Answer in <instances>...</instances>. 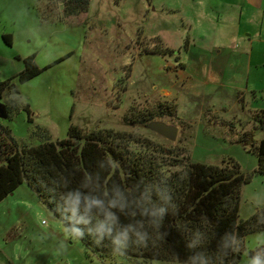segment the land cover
I'll use <instances>...</instances> for the list:
<instances>
[{
    "label": "rangeland",
    "instance_id": "374dc122",
    "mask_svg": "<svg viewBox=\"0 0 264 264\" xmlns=\"http://www.w3.org/2000/svg\"><path fill=\"white\" fill-rule=\"evenodd\" d=\"M63 10L59 0H0V80L17 75L21 58L29 55L36 56L41 69L17 82L33 122L25 110L11 120L0 117L19 143L38 145L39 138L31 135L36 126L57 140L75 125L85 133L114 129L173 147L183 164L221 166L233 159L245 175L252 174L242 187L240 219L264 208V174L255 173L258 158L240 141L243 132L256 126L252 115L264 108V97L255 96L246 74L232 68L225 54H217L207 29L190 21L184 10H166L161 0H91L80 16ZM3 33L11 35L12 45ZM159 45L174 53H151ZM165 99L177 102L178 121L125 122L131 106L143 110ZM166 126L176 127L177 136L166 134ZM255 138H264V129L255 128ZM65 230L23 183L0 202V264H183L119 255L104 259ZM261 236L264 231L245 237L238 264L251 258L248 252Z\"/></svg>",
    "mask_w": 264,
    "mask_h": 264
},
{
    "label": "trees",
    "instance_id": "16d2710c",
    "mask_svg": "<svg viewBox=\"0 0 264 264\" xmlns=\"http://www.w3.org/2000/svg\"><path fill=\"white\" fill-rule=\"evenodd\" d=\"M59 1L68 16L85 14L91 2ZM3 39L12 44L9 35H3ZM151 53L166 55L173 54L174 50L159 45ZM35 57L24 58L22 71L0 80V103L6 119L11 120L25 110L29 122H33L30 105L22 101L17 82L24 83L41 72ZM252 116L256 126L243 132L240 141L258 158L255 173L264 174V138H255V128L264 129V109ZM163 117L179 120L175 100L158 101L143 110L131 106L125 122L133 126L148 125ZM31 135L41 142L38 145L19 143L11 128L0 123V202L26 183L72 235L75 236L73 228L82 230L84 236L78 239L104 259L119 255L136 261L238 264L245 251V237L264 231V208L246 220L240 219L242 187L251 181L252 174L245 175L233 159L225 160L221 166L193 161L183 164L179 158L181 152H175V148L114 129L85 133L72 125L66 138L53 140L48 129L36 126ZM134 143L143 149H134ZM106 157L115 160L117 167L110 169ZM181 165L182 169L171 170ZM162 174L169 177L168 185L175 205L174 208L169 207L163 218L151 215L153 207L163 204L155 195L157 186L162 191L165 189L161 183ZM77 191L81 195V204L75 219H72L68 194ZM85 197L101 200L102 207L93 205L86 213ZM145 209L147 215L142 214ZM108 212L117 217L119 230L131 224L137 231L147 233V246L132 245L125 250L113 244L108 234L101 237L97 231L98 221L104 220ZM81 217L89 222L80 220ZM156 222L160 223L159 228ZM115 234L114 231L112 235ZM130 235L136 239L134 234ZM95 238H101V242L97 243ZM191 243L195 246L188 248ZM237 248L239 251H234ZM257 254L264 260V245L248 252L251 258Z\"/></svg>",
    "mask_w": 264,
    "mask_h": 264
},
{
    "label": "crops",
    "instance_id": "0c3cea01",
    "mask_svg": "<svg viewBox=\"0 0 264 264\" xmlns=\"http://www.w3.org/2000/svg\"><path fill=\"white\" fill-rule=\"evenodd\" d=\"M161 6L170 12L184 10L190 21L207 29L217 54H225L232 68L246 74L255 96L264 97V0H161ZM23 68L24 63L18 70Z\"/></svg>",
    "mask_w": 264,
    "mask_h": 264
},
{
    "label": "clouds",
    "instance_id": "9594fccd",
    "mask_svg": "<svg viewBox=\"0 0 264 264\" xmlns=\"http://www.w3.org/2000/svg\"><path fill=\"white\" fill-rule=\"evenodd\" d=\"M105 160H107L110 169H114L117 167V162L113 160L111 157H106ZM168 179L169 177L166 174L161 175V183L165 185V189L162 191L157 186L155 195L163 201V204H161L159 207H153L151 211L152 216L159 215L161 218L164 217L165 213L168 211L169 207L174 208L175 205L173 203V197L171 194V189L168 185ZM86 201V207L85 212L91 210L93 205H98L102 207L103 202L101 200L97 199H88L85 197ZM69 205L71 206V211L73 213L72 219H75L76 213L79 210L80 204H81V195L77 191L75 194L72 192H69L68 194V201ZM57 210H59V206L57 205ZM142 214L147 215L148 211L145 209ZM80 220H83L85 223L89 222L85 217H81ZM79 222V221H78ZM264 222V221H262ZM157 223V227H160V223ZM142 226V225H141ZM67 232V230H65ZM97 231L101 233V237L106 233L112 238V243L115 244L118 248H123L127 250L130 246L136 245V246H147L146 237L147 233H142L140 231H137L131 224H129L127 227H125L123 230H119L118 224H117V217L111 213H106V218L104 220L98 221ZM115 231V235L113 236V232ZM68 233V232H67ZM72 233H75V236L73 238H80L84 236V232L80 229L73 228ZM130 233L134 234L136 239H133V236L130 235ZM70 235V233H68ZM159 237V233H158ZM162 238V237H159ZM235 238V237H234ZM97 243L101 242V238H95ZM261 245H264V236H261L256 241V246L259 247ZM195 244L191 243L188 244V248L194 247ZM234 251H239V249H234ZM126 252V251H125ZM125 252L122 253V255L125 254ZM115 254V252H113ZM204 264H208V261H204ZM245 264H264V260L261 259L260 255L257 254L253 256L250 259H247L245 261Z\"/></svg>",
    "mask_w": 264,
    "mask_h": 264
},
{
    "label": "water",
    "instance_id": "95a60500",
    "mask_svg": "<svg viewBox=\"0 0 264 264\" xmlns=\"http://www.w3.org/2000/svg\"><path fill=\"white\" fill-rule=\"evenodd\" d=\"M0 117L6 118V113L1 103H0ZM164 132L173 138L177 136L178 129L176 127L166 126L164 127Z\"/></svg>",
    "mask_w": 264,
    "mask_h": 264
}]
</instances>
